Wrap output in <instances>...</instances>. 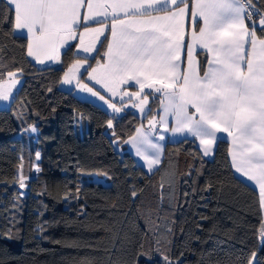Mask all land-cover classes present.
<instances>
[{
  "label": "trees",
  "instance_id": "obj_1",
  "mask_svg": "<svg viewBox=\"0 0 264 264\" xmlns=\"http://www.w3.org/2000/svg\"><path fill=\"white\" fill-rule=\"evenodd\" d=\"M253 4L258 20L264 0ZM13 21L0 0V81L15 70L21 77L0 108V264H249L253 253L264 264L258 194L234 175L227 140L216 142L212 159L193 140L167 142L159 166L146 172L122 143L139 125L156 123L162 94H143L145 117L110 113L61 87L77 57L73 45L57 65L36 67ZM256 35L264 39L259 27ZM17 171L28 178L23 193Z\"/></svg>",
  "mask_w": 264,
  "mask_h": 264
},
{
  "label": "snow or ice",
  "instance_id": "obj_2",
  "mask_svg": "<svg viewBox=\"0 0 264 264\" xmlns=\"http://www.w3.org/2000/svg\"><path fill=\"white\" fill-rule=\"evenodd\" d=\"M7 3L14 6L15 29L26 30L28 55L40 60V53L57 59L58 49L76 37L85 0H7ZM97 7H102L103 11L93 12L89 0L87 8L91 15L82 19L100 23L94 17L107 16L111 9L112 42L105 53L108 63L101 67L104 80L117 87L109 88L108 83L104 87L113 95L117 94L120 84L129 81L138 84L141 91L156 82L173 89L171 94L166 93L169 105L165 108V112L171 109L176 119L172 131H187L199 138L205 156L211 153L213 143L219 139L217 132H227L235 146L231 152L233 166L259 184L260 202L264 207V39L256 35L257 27L264 32V15L253 19L258 11L253 0H111L106 6ZM246 20L252 24L251 30ZM186 22L192 25L190 34L186 31ZM85 31H93L98 37L104 33V28L85 27ZM80 43L83 52L92 50L91 45L83 46V33ZM246 45L250 47L246 49ZM197 47L211 55L203 76L199 74L198 62L194 67L193 50ZM182 55L187 58V72L180 70ZM82 66L77 60L68 71L74 75ZM92 71L95 73L97 69ZM8 75L12 78L11 85L7 89L0 88V101L9 99L16 83L15 74ZM72 78L65 74L64 82L71 83ZM91 78L96 79L95 76ZM81 87L104 99L86 85ZM123 94L128 95L127 92ZM131 95L139 96L140 93ZM109 107L114 112L120 111L115 104ZM189 108L194 112L190 114ZM30 130L37 131L34 126H30ZM150 146L157 153L148 159L151 168L159 163L162 147ZM137 154H140L139 149ZM36 157L40 158L39 152ZM238 158L241 163H237ZM20 186L24 184L21 182ZM261 236L264 240V230ZM255 257L253 253L249 264Z\"/></svg>",
  "mask_w": 264,
  "mask_h": 264
},
{
  "label": "crops",
  "instance_id": "obj_3",
  "mask_svg": "<svg viewBox=\"0 0 264 264\" xmlns=\"http://www.w3.org/2000/svg\"><path fill=\"white\" fill-rule=\"evenodd\" d=\"M7 3V0H4ZM89 0H85V5L84 7L81 8V26L76 29V37L74 39H70L67 41V43L58 49V58L57 59H51L49 55H46L44 53H40V60H37L35 56H29L28 55V39L25 35L26 30H17L15 29V13H14V6H10L11 9L13 10L14 13V21H13V31L16 35L23 36L26 38V47H25V53L27 58L36 66V67H47V66H54L59 63V57L60 54L70 45H73V53L77 55L75 59L69 64V66L66 68L65 72L63 73L62 79H61V87L64 89H72L74 93H76L78 96L88 99L99 106L103 107L107 111L111 109L109 107V104H115L116 103H125L126 101H130L134 99L136 96H131L132 93H140V97L143 96L144 93L146 92H155V93H160L162 94L161 97V105H160V110H159V115H158V120L154 122L148 121L144 125H139L135 132L129 136L127 139L124 140L123 148L129 152V154L133 157L135 162L140 165L146 172L150 173L154 171L159 164L161 163L163 159V151L165 144L167 142H177L183 139H190L195 142V145L200 153V155L205 158V159H212L213 154H214V149L216 142L219 139H225L228 141V158L230 162L231 169L234 173L235 176H237L239 179L247 183L249 186L254 188L258 194L259 198V204H260V209H261V218L264 224V207L261 206L260 202V186L253 180H249L246 176H244L241 172H238L236 168L233 166V160H232V155L231 152L235 150V146L233 144V139L231 136H228L227 132H217V136L219 137L218 140H216L213 145H212V151L209 155L205 156L203 154V146L200 143V139L197 137L192 136L190 133L187 131L184 132H173L172 129L176 127V119L175 116L172 114L171 109H169L168 112H165V108L169 105V96L166 95V93L171 94L173 89L171 88H164L163 84L160 82H156L153 84L151 88L145 87L143 91H141L140 86L138 84H135L134 81H129L124 84H120L117 88V94L113 95L111 91H109L107 88L104 87L105 83H108V87H117L115 84L105 81L104 80V69L103 65H106L108 63V58L105 55V53L108 50V44L112 42V37H111V23H112V16L110 15L111 9H108L109 15L104 16V15H98L95 16L94 19L95 21H100V23L93 22V20H89L87 22L83 21V16L85 15H91L89 13V10L87 8V3ZM111 0H91V3L93 5V12L103 11V8H98L97 5H104L106 6L108 3H110ZM153 15H163V13H153ZM123 14L121 13V17ZM247 25V24H246ZM202 26V22L201 25ZM85 27L88 29H95V28H104V33L99 35L97 37V34L93 31H85ZM186 31L190 34L192 31V25L191 23L186 22ZM198 31V27L196 28ZM249 30H251L249 28ZM83 33V41L84 44L83 46H92V50L88 53L83 52L82 46L80 43V34ZM107 36V42L104 51L102 52V55L97 56V48L103 38ZM258 39H261L259 36H257ZM187 39V37H186ZM246 49H248L250 46L246 45ZM257 52H260L259 46L257 47ZM198 53H201L204 55V60L201 62V59L198 58ZM211 59V55L207 53L206 50L201 51L198 47L194 48L193 50V61H194V67L196 62L199 64V74L203 76L204 72L207 70L208 64L207 61ZM80 60L81 63L83 64L82 67L79 69L75 70L74 75L69 73V68L72 67V65L77 61ZM181 66L180 70L182 72H187L188 69V62L187 58L182 55L181 57ZM42 61V62H41ZM93 69H97L95 73H93ZM85 72V73H84ZM84 73V74H83ZM65 74L72 75L73 78L71 80V83H65L64 78ZM83 74V78H81V75ZM95 76L96 79H92L91 77ZM97 80H101V83H97ZM82 85H86L88 88H91L93 91L99 92L100 96H103L104 99L101 100L99 96H93L90 92L85 90ZM160 88L161 91L157 92L156 89ZM176 90H179V85L176 86ZM127 92L128 95H124L123 93ZM107 101V102H106ZM132 109V108H128ZM189 113L191 114L194 112V109L189 108L188 109ZM148 112V105L146 103V107H143V114H140V117H145ZM163 118V119H162ZM198 119V114L197 117ZM79 123V122H78ZM82 127H85L84 121L80 122ZM109 126V124H108ZM30 130V128H29ZM34 136L36 135V132H32ZM163 136L164 139L161 140L160 137ZM114 147L117 150H121V145L117 142V139H114L112 141ZM150 144H157L162 147V151L159 153V163L154 164L149 167L148 164V159H151L152 157L156 156V150L150 146ZM139 149L140 154H137V150ZM237 163H241L240 159H237ZM264 230V227H263ZM262 236H259V246L262 244Z\"/></svg>",
  "mask_w": 264,
  "mask_h": 264
},
{
  "label": "rangeland",
  "instance_id": "obj_4",
  "mask_svg": "<svg viewBox=\"0 0 264 264\" xmlns=\"http://www.w3.org/2000/svg\"><path fill=\"white\" fill-rule=\"evenodd\" d=\"M9 73H14L15 74V80H16V83H15V86L11 88V95L9 97V99L7 101H0V108H8V106L10 105L13 97H14V94L16 93L20 83H21V77H19V71L18 70H15L13 72H9ZM11 77H9V75L7 74L6 78L3 80V81H0V88L2 89H7L10 85H11ZM133 96V95H131ZM144 97H147V96H136L134 99H132L129 103V101H126L125 103L121 104V105H118L116 104V107L120 109L119 112H114L113 109H109V112L110 113H121L123 112V110L125 109H128V108H132V110L137 113L138 115L140 114H143V107H146V103L148 102V98L146 100H144ZM28 136L30 137V141H34L35 140V136L33 133H31V130H28ZM38 161L36 155L34 157V162H33V172L35 173L38 169L37 165H36V162ZM17 175H18V186H19V189L21 190V192L23 193L24 192V189L26 188V180L28 178L26 177H23V181H21V174H20V171H17ZM95 179L97 181H101L103 182L104 181V177L102 176H99V177H96L94 176ZM21 182L24 184V187H21L20 184ZM252 259V258H251ZM255 261H256V258L255 260L252 261V264H255Z\"/></svg>",
  "mask_w": 264,
  "mask_h": 264
},
{
  "label": "built area",
  "instance_id": "obj_5",
  "mask_svg": "<svg viewBox=\"0 0 264 264\" xmlns=\"http://www.w3.org/2000/svg\"><path fill=\"white\" fill-rule=\"evenodd\" d=\"M253 19L256 20V19H255V16L253 17ZM245 23H246L247 25H250V29H252V24H251L249 21L246 20Z\"/></svg>",
  "mask_w": 264,
  "mask_h": 264
}]
</instances>
